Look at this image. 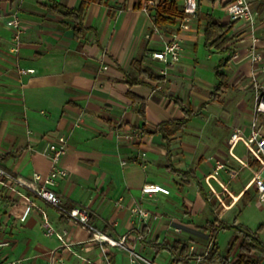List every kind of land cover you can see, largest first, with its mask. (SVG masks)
<instances>
[{"label": "crops", "instance_id": "1", "mask_svg": "<svg viewBox=\"0 0 264 264\" xmlns=\"http://www.w3.org/2000/svg\"><path fill=\"white\" fill-rule=\"evenodd\" d=\"M139 1L109 0V6L90 4L85 17L90 30L85 39L78 41L74 31L66 26L72 21L52 11L51 6L58 3L78 8L81 0H0V158L6 156L1 164L17 177L30 179L35 172L47 174L52 164L44 151L52 141L65 135L69 150L60 165L68 175L48 183V187L61 197L63 206L88 208L93 225L108 235H115L116 240L126 236L127 244L135 245L136 251L145 256L147 252L155 255L150 243L161 245L165 240L172 241V236L190 241L193 232L199 234L202 230L197 227L201 224L195 222V215H206L205 221L212 217L221 219L215 215L214 205L220 208L215 196L227 193L224 184L228 187L231 182H248L247 177L253 176L259 164L245 139L241 138L235 146L228 143L237 128L249 132L253 115L249 122L241 121L230 131L226 157L220 158L231 170L239 172L236 179H230L225 172L220 178L214 177V162L210 160L187 168L184 158L175 154L178 134L197 129L203 113H212V108L221 105L230 90L240 87L238 80L229 79L231 87L223 101L206 104L217 82L209 75L203 77L202 73L211 68L214 73L221 58L238 53L241 58L236 62L230 60L229 68L237 74H252L254 64L246 58L252 44L249 24L235 21L230 33L231 51L211 63V54H205V58L199 56L205 15H214L224 23L233 21L216 0H200L191 29L180 31L183 56L163 75V63L153 59L150 52L161 50L172 34L179 31V24L159 27V33L153 32V8L146 12L143 10L146 0H142V9ZM176 1L184 9V1ZM249 1L259 13L255 34L260 39L258 45L263 56L259 66H264V0ZM15 14L25 27L18 52L13 49V33L7 25ZM147 34H151L150 39L146 38ZM134 60H141L142 66L165 77V86L162 88L147 77L140 84H132L130 81L140 80L138 66L132 64ZM31 69L34 72H27ZM258 78L262 89L264 73ZM177 98L189 103L197 113L183 133L175 134L171 145L175 168L192 173L185 179L167 169V150L161 135L140 132L141 138L135 145L122 139L125 132L137 130L134 127L143 123L138 112L139 99L146 102L147 128L155 130L163 121L183 118L182 109L175 103ZM79 121L81 125L76 127ZM262 123L264 126V119ZM142 151L147 154L145 169L141 165ZM123 161L127 164L123 165ZM148 183L161 185L170 193L143 194V186ZM28 192L24 188L5 190L0 198V242L11 243L0 250V264L15 260L20 264L104 261L106 254L100 245L91 241L84 227ZM30 201L32 209L23 219ZM137 204L156 219L142 225L145 243L134 241L136 231L130 217L131 209ZM181 210L188 215H184V222L174 219ZM157 212L166 215L159 217ZM46 219L54 228L52 236L46 235L43 227ZM177 230L182 235L175 234ZM111 252L113 264H128L127 252L119 247H111Z\"/></svg>", "mask_w": 264, "mask_h": 264}, {"label": "built area", "instance_id": "2", "mask_svg": "<svg viewBox=\"0 0 264 264\" xmlns=\"http://www.w3.org/2000/svg\"><path fill=\"white\" fill-rule=\"evenodd\" d=\"M184 1V12L185 17L178 19L179 31L172 34L171 38L167 40L161 50L150 52V56L153 59L159 60L163 63L164 68L162 70L163 75H167L170 68L177 65L183 56V39L180 31H188L191 29L193 19L197 17L200 7V0H183ZM218 5L223 7L227 12L232 21H244L249 24L252 30V44L247 51L246 58L254 64L252 69L253 81L255 84V101L253 110V119L250 124L248 133H245V129L237 128L229 138V145L235 146L238 141L243 138L247 143L250 151L258 162V167L254 169V187L258 193L259 200L264 209V126L262 119H264V90L261 89L258 81V75L264 73V66H259L263 60V56L259 50V37L255 34L256 25L259 19V13L255 11L249 0H216ZM158 4V0H146L143 5V10L146 12ZM7 25L12 30L14 40V51L18 52L22 43L23 35L25 34V27L18 15H13L7 22ZM155 33L160 32V28H154ZM147 39L151 38V34L146 35ZM241 58L240 54L235 53L231 56V60L236 62ZM24 73L25 71H21ZM27 72H34V70H28ZM81 122H76L75 126L80 127ZM135 137L141 138L140 133L137 130H133ZM69 150V141L65 135L59 136L57 139L52 141L44 153L51 160V170L47 174L40 172L33 173L30 179H24L15 177L8 171H6L0 164V184L4 186L14 185L27 190L32 191L37 197L47 201L50 205L58 208L61 215L72 219L76 224L84 227L90 234L91 241L100 245L104 254L105 244H109L112 248L119 247L128 254V264H156L155 261L147 259L143 254L136 251L135 245L127 244V237L123 236L119 240H114L107 234L99 230L95 225L91 223L90 211L86 207H74L67 209L63 206L61 197L53 190L48 187V183L57 181L58 179L65 178L68 175L66 169L60 165L61 159ZM145 156V154H144ZM126 162L124 163V165ZM250 167L248 163L245 164ZM144 169L147 167L143 164ZM225 172L230 179H236L239 176V172L231 170L228 165L217 159L214 161L213 176L220 178L221 173ZM227 191V187L224 184L223 187ZM143 194H155L164 193L169 194L170 190L162 187L158 184H145L142 189ZM228 192V191H227ZM32 209L31 201L26 208L23 219L30 213ZM153 216L152 214L144 209L140 204H137L131 209L130 221L133 224V229L136 231L135 242L145 243L147 241L146 234L144 233V226L149 225ZM142 225H144L142 227ZM43 227L46 230V235L52 236L55 231L50 221L47 219L43 223ZM9 241L0 242V250L4 247L10 246ZM211 248V245H210ZM210 248L205 251L202 255H195L193 251L194 246H191L190 255L193 257L195 264L202 263L204 258L210 252ZM90 262V261H87ZM2 264H20L19 261H11L9 263L2 262ZM98 264H113L107 257ZM264 264V263H263Z\"/></svg>", "mask_w": 264, "mask_h": 264}, {"label": "trees", "instance_id": "3", "mask_svg": "<svg viewBox=\"0 0 264 264\" xmlns=\"http://www.w3.org/2000/svg\"><path fill=\"white\" fill-rule=\"evenodd\" d=\"M99 3L109 6V0H81L78 8L63 7L58 3H53L51 10L57 12L64 17L72 21L71 24L66 25L74 31L75 39L82 41L85 39L90 28L85 24L86 11L90 4ZM138 6L142 9V0L139 1ZM153 22L156 27H163L166 25H176L179 18L185 17L184 9H182L176 0H160L156 6L153 7ZM111 13V9L109 10ZM206 25L204 30V45L210 53L224 55L231 51V41L233 37L230 36L235 21L224 23L220 18L214 15L206 14ZM230 57H223L219 60L218 64L214 67V74L217 79V84L214 90L210 93L209 99L206 104H217L223 101L224 94L230 89L229 69ZM134 65L138 66V72L140 80L130 81L132 84H140L144 78H150L157 81V83L163 88L165 86V77L157 74L148 67L142 66L141 60H134ZM140 107L139 114L143 118V123L134 127L137 131L143 134H159L162 137L164 146L167 150V169L176 175L181 176L183 179L192 175L189 171H184L175 168L172 162V150L171 145L174 140V136L177 132H184L193 118L197 115L193 107L189 103H184L181 99H176L175 103L180 106L184 116L181 119H172L163 121L157 125L155 130H149L147 128V115H146V102L139 99ZM205 104V105H206ZM204 105V107H205ZM9 156V155H7ZM6 156L0 158L4 160ZM253 165L255 163H252ZM2 165V164H1ZM2 167L9 171L5 166ZM200 191H202V185L200 183ZM29 195H35L29 190ZM36 196V195H35ZM247 201H251L249 192L245 193ZM246 204V201H245ZM67 209H72L74 206H64ZM234 229L232 238L228 241L225 249H222L218 236L220 231ZM203 230L210 233L211 236V248L208 255L204 258L203 264H263L264 263V243L259 240L256 233L251 232L244 226L230 225L225 220L215 218L214 221L208 222L202 227ZM107 234V233H105ZM108 235V234H107ZM109 236V235H108ZM111 237V236H109ZM150 247L155 251V259L162 251L167 250L171 255V264H192L193 257L190 255L191 242L183 241L180 239H174L172 241L165 240L163 244L159 245L156 242L150 243ZM106 256L112 262L114 254L111 252V246L105 244L104 246Z\"/></svg>", "mask_w": 264, "mask_h": 264}, {"label": "rangeland", "instance_id": "4", "mask_svg": "<svg viewBox=\"0 0 264 264\" xmlns=\"http://www.w3.org/2000/svg\"><path fill=\"white\" fill-rule=\"evenodd\" d=\"M204 38L202 40V46L199 51V56L204 57L206 54H211L213 56L211 63H216L219 59L218 54L210 53L205 48ZM191 54V53H190ZM217 58V59H216ZM208 63V64H211ZM227 73L230 75L231 82L238 80L239 84L238 88L235 90H230L225 97L224 102L217 106L216 108H212L213 112L203 113V117L200 126L191 131L187 132L183 135L178 134L176 138V148L175 154L179 156V158H184L183 162L187 164L185 167H193L195 164H200L205 160H210L214 162L217 159L226 157V140L227 136L232 131L235 126H238L241 121L245 124L249 122L252 118L253 110H254V101H255V84L253 81L252 74H237L230 67ZM209 75L214 82H217L216 77L214 76L213 69L211 68L208 72L205 71L202 73V76L205 77ZM259 81V79H258ZM262 90H264V80L261 83ZM122 139L127 141L131 145H135V142H138L139 138L135 137L133 130H129L122 135ZM145 154V156H144ZM140 157L144 160L141 164H146L145 161L147 154L146 151H142L140 153ZM127 161H123L124 163ZM144 168V167H143ZM168 174V177H173L172 174ZM252 177H247L248 182H231L230 185L226 188L227 193L223 196H215V201H219L220 208L214 205L216 209V216H220L221 220H225L228 224H234L237 226H244L248 230L253 233H256L257 237L261 242L264 243V209L259 200V196L254 187V173H252ZM172 183V179L170 180ZM169 183V184H171ZM174 188V191L177 192L176 187L171 185ZM246 187V188H245ZM15 188H21L12 185L4 186L0 184V198L2 194H4L5 190L15 191ZM249 192L251 201H247L248 198L245 197V193ZM246 201V204H245ZM184 210H181L180 214H175L174 219L176 221H185V216L187 214L183 213ZM152 221L154 219V214ZM157 216L164 217L166 214L163 212H157ZM185 215V216H184ZM201 215V214H200ZM195 215L194 220L196 223L201 224V226L197 227L198 230H202L199 234L196 233L191 236L190 240L191 246L195 247L193 254L202 255L205 253L207 249L210 248L211 245V236L210 233L202 229V226L207 222L214 221L215 217H212L210 221H205V216ZM0 227H2L0 225ZM234 229L230 230H222L218 236V242L222 249H225L228 241L232 238L234 234ZM174 232V231H173ZM175 234H181L182 232L177 230L174 232ZM182 235V234H181ZM112 239L116 240V236L110 234ZM178 237V236H177ZM171 240H174L175 237H171ZM177 239V238H175ZM183 241H189L180 239ZM74 254L73 252H71ZM153 252L146 253L145 257L149 260H153L154 254ZM156 264H171V255L167 250L162 251V253L155 260ZM192 264H195L192 262ZM199 264H203L199 263Z\"/></svg>", "mask_w": 264, "mask_h": 264}]
</instances>
